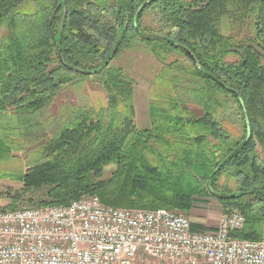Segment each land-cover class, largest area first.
<instances>
[{
	"label": "trees",
	"instance_id": "obj_1",
	"mask_svg": "<svg viewBox=\"0 0 264 264\" xmlns=\"http://www.w3.org/2000/svg\"><path fill=\"white\" fill-rule=\"evenodd\" d=\"M136 44L169 89L151 100V130L136 128L134 82L112 64ZM84 83L104 94L101 106L48 111ZM0 157L23 167L0 175L41 192L33 206L95 195L111 207L187 213L211 196L243 215L234 238L258 240L264 0H0Z\"/></svg>",
	"mask_w": 264,
	"mask_h": 264
},
{
	"label": "built area",
	"instance_id": "obj_2",
	"mask_svg": "<svg viewBox=\"0 0 264 264\" xmlns=\"http://www.w3.org/2000/svg\"><path fill=\"white\" fill-rule=\"evenodd\" d=\"M244 225L233 210L215 228L194 231L182 214L111 207L89 195L0 210V264H264V221L256 241L232 236Z\"/></svg>",
	"mask_w": 264,
	"mask_h": 264
},
{
	"label": "rangeland",
	"instance_id": "obj_3",
	"mask_svg": "<svg viewBox=\"0 0 264 264\" xmlns=\"http://www.w3.org/2000/svg\"><path fill=\"white\" fill-rule=\"evenodd\" d=\"M134 46L135 47L132 50L123 51L113 60L112 64L114 66L122 67L134 82L133 102L135 108L134 123L136 128L138 130H151L152 124L149 114L151 100L168 93L169 89L160 75L162 65L150 53H148L141 44H136ZM91 87L95 88L92 83H84L77 86L75 90L68 93L66 97L62 96L59 98L55 104L48 108V111L57 112L60 107L67 105L69 102L79 103V105L81 103L87 105V102H89L96 107L101 106L104 102V94L102 92L97 93L90 91ZM46 116H48V114ZM175 138H178V136L176 135ZM14 156L20 157L21 155L17 154ZM22 168L19 160L13 158L8 161L6 158L4 159L0 157V172H7V175L14 176L17 172L21 173L23 171ZM116 168L117 167L114 164L106 166L103 170L104 179L108 178ZM221 181L222 184L226 183L229 187H233L231 180L222 178ZM11 196H16L19 199V202H17L14 208L30 207L43 201V196L40 191L25 190L21 182L13 180L12 177L7 178L0 175V210L10 209V205L12 204L10 200ZM209 202L220 204L214 197H199L194 199L192 208L187 213L178 211L171 212L186 216L190 222H198L199 219H202L204 222L206 221L207 227L205 229L215 228L220 219H216L217 212L210 207ZM202 204H207V206ZM138 264L171 263L169 261L159 262L146 259Z\"/></svg>",
	"mask_w": 264,
	"mask_h": 264
},
{
	"label": "crops",
	"instance_id": "obj_4",
	"mask_svg": "<svg viewBox=\"0 0 264 264\" xmlns=\"http://www.w3.org/2000/svg\"><path fill=\"white\" fill-rule=\"evenodd\" d=\"M210 203V207L213 208L216 212H217V218L216 219H220V216L222 214H224L226 211L224 210V208L218 204V203ZM202 205H206L207 204H202ZM192 226H195V229H193L194 231H197V230H203L207 227L206 225V221L204 222V220L202 219H199L198 222H191Z\"/></svg>",
	"mask_w": 264,
	"mask_h": 264
},
{
	"label": "water",
	"instance_id": "obj_5",
	"mask_svg": "<svg viewBox=\"0 0 264 264\" xmlns=\"http://www.w3.org/2000/svg\"><path fill=\"white\" fill-rule=\"evenodd\" d=\"M109 62V59H106V61L104 62V64L96 71H93V72H81L83 75H87V76H91V75H94L96 73H98L101 69H103Z\"/></svg>",
	"mask_w": 264,
	"mask_h": 264
}]
</instances>
